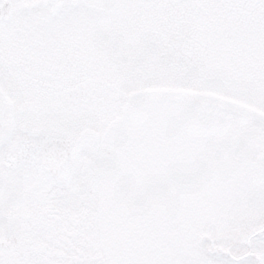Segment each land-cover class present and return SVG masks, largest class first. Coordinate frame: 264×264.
<instances>
[{
    "label": "snow or ice",
    "instance_id": "1",
    "mask_svg": "<svg viewBox=\"0 0 264 264\" xmlns=\"http://www.w3.org/2000/svg\"><path fill=\"white\" fill-rule=\"evenodd\" d=\"M0 264H264V0H0Z\"/></svg>",
    "mask_w": 264,
    "mask_h": 264
}]
</instances>
